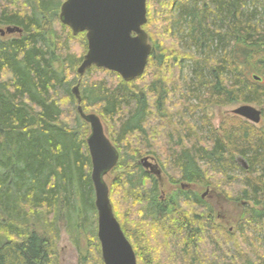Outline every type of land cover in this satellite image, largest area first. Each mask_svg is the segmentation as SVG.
Returning a JSON list of instances; mask_svg holds the SVG:
<instances>
[{
    "label": "trees",
    "instance_id": "1",
    "mask_svg": "<svg viewBox=\"0 0 264 264\" xmlns=\"http://www.w3.org/2000/svg\"><path fill=\"white\" fill-rule=\"evenodd\" d=\"M65 1L0 0V27L22 30L0 35V264H56L61 221L80 264H104L76 84L83 109L114 122L111 138L120 157L110 199L138 264L162 262L143 254L147 235L139 234L137 219L154 237L156 227L168 231L162 235L175 244L173 262L264 264V238L246 240L256 230L264 236V130L233 124L218 137L191 120L193 100L196 109L264 105V27L251 11L259 0H148L143 28L152 52L137 79L141 85L94 66L78 73L84 56L73 46L87 49L88 42L85 33L74 36L62 24ZM184 61L194 67V79L183 86ZM153 146L180 181L192 184L209 181L212 173L228 176L240 168L236 156L246 157L240 188L254 206L241 216L245 233L226 235L198 194L181 189L163 201L160 180L139 161Z\"/></svg>",
    "mask_w": 264,
    "mask_h": 264
},
{
    "label": "water",
    "instance_id": "2",
    "mask_svg": "<svg viewBox=\"0 0 264 264\" xmlns=\"http://www.w3.org/2000/svg\"><path fill=\"white\" fill-rule=\"evenodd\" d=\"M62 24L74 35L86 32L88 52L78 68L83 76L93 66L119 73L126 82L142 76L146 71L152 46L143 26L147 23V0H66L60 9ZM21 32L18 27L0 28L2 36ZM256 80L260 77L255 76ZM79 104L78 87L74 88ZM81 117L90 125L87 144L92 160L91 177L98 211V238L105 264H138L136 253L121 224L116 219L105 177L117 166L119 151L105 133L101 118L85 113ZM237 116L254 124L262 120V110L245 104L233 110ZM143 166L161 177L157 165L142 160Z\"/></svg>",
    "mask_w": 264,
    "mask_h": 264
},
{
    "label": "rangeland",
    "instance_id": "3",
    "mask_svg": "<svg viewBox=\"0 0 264 264\" xmlns=\"http://www.w3.org/2000/svg\"><path fill=\"white\" fill-rule=\"evenodd\" d=\"M251 11L255 13L257 16L255 19L256 21H260L262 26L264 27V0H259L257 2V8H253ZM60 15V14H59ZM68 27V26H66ZM1 28L6 29V26H3ZM69 30L72 33V30L70 27H68ZM85 33L86 32H81ZM15 34V33H14ZM17 34V33H16ZM15 34V35H16ZM20 34V33H19ZM73 34V33H72ZM80 34V33H79ZM12 34H6L5 37H12L15 36ZM74 35V34H73ZM78 35V34H77ZM76 36V35H74ZM81 39L83 38L82 36L80 37ZM187 45L182 42L181 47L188 50L186 47ZM74 51L76 54L80 56H85L88 52V47L87 49L85 48H80L79 46H73ZM193 53L196 52V50L192 47L189 48ZM80 65L78 66V68ZM96 67V66H94ZM98 69H104L105 68H99ZM193 68L191 67V62L190 61H184L182 63V74H181V81L179 82L183 86L185 85L184 81L187 79L188 81L193 80ZM110 71V70H107ZM113 73H116L114 71H110ZM106 75L105 72H103V75ZM120 76L121 80H124L122 76L119 73H116ZM113 75V74H112ZM110 77V76H109ZM116 81H119V77L114 76ZM141 77V76H140ZM138 77V78H140ZM138 78L135 80L141 85L140 82H138ZM133 80V81H135ZM125 81V80H124ZM131 81V82H133ZM78 84L73 86L76 88ZM81 87V86H80ZM81 88H78V94L82 99L81 95ZM76 94V93H75ZM76 96V95H75ZM78 107L79 102L78 98L76 96ZM194 103H191V106L193 109L192 111L195 112L194 119H191L193 122H195L198 127L194 128H199L203 130L206 133V129L212 130L213 134L217 135L218 137L221 136L222 134V128L223 127H228L231 125H243V126H249L257 131L261 132V130H264V105L259 106L257 104H252L253 106L257 107L258 109L262 110V120L259 124H254L251 121L237 116L236 114L233 113V110L238 108L241 105H245L243 103H238L234 102L232 104H224L220 106H208V107H199L196 109L194 107L197 103L195 100H193ZM85 113L90 114L94 113L97 114L101 119L105 133L106 135L113 141L111 137L113 136V129H114V122L109 120V119H104L103 116L100 114V112L96 109H90L86 108L84 110ZM172 111V110H170ZM79 112V111H78ZM70 113V112H69ZM80 114V113H79ZM102 116V117H101ZM83 119V118H82ZM84 120V119H83ZM85 124H87V138L91 134V127L90 125L84 120ZM253 126H256L253 127ZM84 127V128H86ZM198 131V130H197ZM209 136V134H207ZM114 144V143H113ZM150 151H143L142 156L139 158V161L142 163V160L145 158L149 159V162L153 164H158V169L161 171V177H158L161 182V187H162V197L166 198L169 195H175V193L180 192L182 189L183 191H191L194 194H198L199 197L203 200L204 205L211 206L214 210L215 213V218L214 221L216 224L224 226L226 229L224 230L226 235H231L235 236L236 232L240 229L241 232H244L247 230L248 225H243L241 227V216L243 215L244 211L247 208H251L254 206V204L248 199H245L242 196L241 191L243 190L240 188L241 185L244 183L243 179V172L240 170L241 167L247 168L248 167V160L246 157L242 155H237L236 160L239 169H236L234 172H229L228 176L224 175H219L216 173L210 174L212 177L209 179V181L201 184H191L190 186L187 185L186 182L180 181L179 177V172L169 164V162L166 160L167 156L164 154V152L161 151L160 147H155L153 146V150L149 149ZM90 152V151H89ZM238 158V159H237ZM246 160V161H245ZM117 172L115 171V168L105 177V180L107 184L110 186L113 179L115 178ZM156 176V175H155ZM169 183V184H168ZM171 184V185H170ZM189 187V188H187ZM176 188V189H175ZM201 188V189H200ZM241 194V195H240ZM165 217V216H164ZM167 218V216L165 217ZM170 218V217H168ZM167 218V219H168ZM139 222V234L142 236L143 234L147 235V241L146 245L145 244H140L141 248L143 249V254L145 257L150 255V259L153 260V262H156L158 259L162 262V264H183L182 259H178V261L173 262V251L176 250L175 244H173L172 238L168 239L167 235H162L163 232L167 233L168 231H164L162 228V225L160 227L155 228L156 236L154 237L153 235L149 234L146 230H148L143 224L144 222L137 219V222ZM134 222V225L132 224V228L134 229V226L136 225ZM137 227V226H136ZM61 235L60 239L58 241V246H57V260L56 264H80V256L79 253L76 249V246L73 244V241L70 238L69 233L67 232L66 229V222L61 221ZM137 231V230H133ZM248 230L252 231L251 228ZM131 231V230H130ZM163 231V232H162ZM253 236L251 235L248 239L250 241L256 242L257 238H260L261 240L264 238L263 232L256 230L252 231ZM216 242H219L216 240ZM172 243V244H171ZM259 243V242H258ZM171 244V245H170ZM264 246L263 243H259ZM145 245V247H144ZM247 245V244H246ZM181 260V261H180ZM105 264V263H104Z\"/></svg>",
    "mask_w": 264,
    "mask_h": 264
},
{
    "label": "flooded vegetation",
    "instance_id": "4",
    "mask_svg": "<svg viewBox=\"0 0 264 264\" xmlns=\"http://www.w3.org/2000/svg\"><path fill=\"white\" fill-rule=\"evenodd\" d=\"M88 42V41H87ZM153 164V163H152ZM153 165H157L158 166V164H153ZM150 172V171H149ZM151 174H153L152 172H150ZM155 175V174H154ZM157 177V176H156ZM158 178V177H157ZM159 179V178H158ZM160 180V179H159ZM192 183H187V185L188 186H190ZM187 188H189V187H187ZM191 194H194L193 192H191V191H189ZM196 195V194H195ZM161 199L164 201L166 198H164V197H162V194H161Z\"/></svg>",
    "mask_w": 264,
    "mask_h": 264
},
{
    "label": "bare ground",
    "instance_id": "5",
    "mask_svg": "<svg viewBox=\"0 0 264 264\" xmlns=\"http://www.w3.org/2000/svg\"><path fill=\"white\" fill-rule=\"evenodd\" d=\"M87 153V152H86ZM89 156V155H88ZM141 156V155H140ZM238 159V158H237ZM246 161V160H245ZM248 170V169H247ZM169 184V183H168ZM171 185V184H170ZM176 189V188H175ZM201 189V188H200ZM143 190V189H142ZM143 214V213H142ZM136 217V216H135ZM132 220V219H131Z\"/></svg>",
    "mask_w": 264,
    "mask_h": 264
}]
</instances>
